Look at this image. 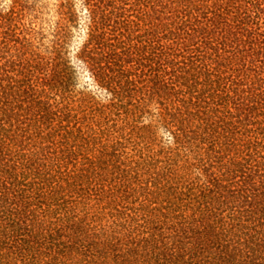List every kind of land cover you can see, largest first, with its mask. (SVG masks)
<instances>
[{
  "label": "trees",
  "instance_id": "16d2710c",
  "mask_svg": "<svg viewBox=\"0 0 264 264\" xmlns=\"http://www.w3.org/2000/svg\"><path fill=\"white\" fill-rule=\"evenodd\" d=\"M0 264H264V0H0Z\"/></svg>",
  "mask_w": 264,
  "mask_h": 264
}]
</instances>
